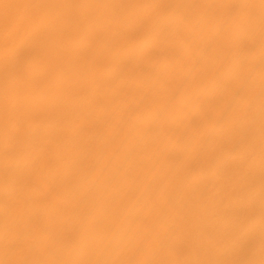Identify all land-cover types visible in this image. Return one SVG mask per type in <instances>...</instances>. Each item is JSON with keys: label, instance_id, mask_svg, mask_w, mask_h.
<instances>
[{"label": "bare ground", "instance_id": "6f19581e", "mask_svg": "<svg viewBox=\"0 0 264 264\" xmlns=\"http://www.w3.org/2000/svg\"><path fill=\"white\" fill-rule=\"evenodd\" d=\"M0 264H264V0H0Z\"/></svg>", "mask_w": 264, "mask_h": 264}]
</instances>
